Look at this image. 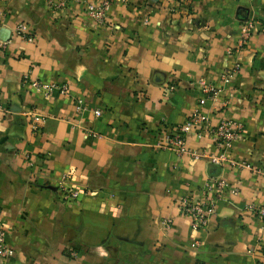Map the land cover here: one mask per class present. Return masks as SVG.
<instances>
[{
  "label": "crops",
  "instance_id": "crops-1",
  "mask_svg": "<svg viewBox=\"0 0 264 264\" xmlns=\"http://www.w3.org/2000/svg\"><path fill=\"white\" fill-rule=\"evenodd\" d=\"M89 1L0 0V229L15 250L0 264H264V222L246 209L264 204V0H114L103 23ZM248 19L253 33L228 53ZM22 21L34 40L16 33ZM26 73L69 92L45 96ZM202 80L218 90L211 122L243 125L221 165L207 135L187 137L198 159L156 146ZM30 111L46 115L40 131ZM64 176L78 197H63ZM212 176L239 193L195 230L180 199Z\"/></svg>",
  "mask_w": 264,
  "mask_h": 264
},
{
  "label": "built area",
  "instance_id": "built-area-1",
  "mask_svg": "<svg viewBox=\"0 0 264 264\" xmlns=\"http://www.w3.org/2000/svg\"><path fill=\"white\" fill-rule=\"evenodd\" d=\"M79 0H49L52 7H64L70 3ZM125 1V0H124ZM114 0H91L87 4L89 15L99 23L106 21L108 11ZM5 16L4 11H0V18ZM255 29V21L248 19L241 25V37L235 49H228V53H234L243 48L251 34ZM16 33L22 37L32 41L34 36L29 31L26 22H19L16 26ZM4 44V42H2ZM239 65L233 70L238 71ZM224 82L230 81V76L222 78ZM23 84L30 89L40 92L45 96H51L55 92L67 94L69 85L66 83L45 82L39 79L32 78L29 73L23 75ZM203 96L200 98L198 105L194 108L189 117L182 123L177 125H169L166 121L160 124L157 129L156 146L161 149H169L178 154H189L193 158L198 159L203 157V152L197 149H191L187 144V137L191 133H196L198 137L207 135L213 141L215 147L219 150L218 154L210 156L212 163L221 165L229 160L227 152L232 147L234 141L238 138L243 125L235 120L224 119L217 124L211 122V118L203 109L208 99H214L218 90L214 83H209L202 80ZM0 110H6L5 101L3 100L0 91ZM100 109L95 110L97 116L101 115ZM31 124L34 131H40L41 126L46 121V115L35 111H30ZM93 135L95 133H92ZM233 164H246L244 161ZM58 187L63 193L65 199H73L78 197L80 190L75 187H69L68 177L64 176L58 182ZM229 191L233 194L239 193V188L230 185L229 182L222 176L210 177L202 187V194L198 197L187 196L180 199V208L183 214L191 219V226L195 230L205 228L211 216L217 212L219 202L224 198L225 193ZM246 209L252 212L257 218L264 222V204L249 203ZM163 223L168 227L171 223L170 219L164 220ZM196 243H194L195 245ZM15 250L8 244L5 238L4 229H0V259H9L14 256Z\"/></svg>",
  "mask_w": 264,
  "mask_h": 264
}]
</instances>
